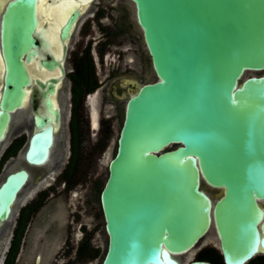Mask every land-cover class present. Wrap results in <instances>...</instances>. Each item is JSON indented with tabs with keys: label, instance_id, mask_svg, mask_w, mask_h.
<instances>
[{
	"label": "water",
	"instance_id": "obj_1",
	"mask_svg": "<svg viewBox=\"0 0 264 264\" xmlns=\"http://www.w3.org/2000/svg\"><path fill=\"white\" fill-rule=\"evenodd\" d=\"M37 1L0 8V139L30 82ZM130 1L155 79L132 81L125 102L100 191L101 264H213L179 257L210 232L225 264H245L264 252V72L247 74L264 69V0ZM50 143L49 129L34 134L27 159ZM26 177L0 184V220Z\"/></svg>",
	"mask_w": 264,
	"mask_h": 264
},
{
	"label": "flooded vegetation",
	"instance_id": "obj_2",
	"mask_svg": "<svg viewBox=\"0 0 264 264\" xmlns=\"http://www.w3.org/2000/svg\"><path fill=\"white\" fill-rule=\"evenodd\" d=\"M64 1L74 5L55 25L57 39L52 43L45 32L50 19L42 10L59 9ZM128 1H37L38 46L26 62L30 82L0 139V184L9 173L27 172L10 213L0 220V264H95L105 240L102 262L108 234L100 203L105 180L95 176L98 159L115 120L121 118L122 124L121 101L134 89L132 81L155 79L139 82L142 72L154 71L141 35L133 36L137 33ZM92 81L95 85L89 88ZM46 129L51 132L47 156L30 162L26 152L32 136ZM202 186L211 197L212 189L218 192L204 182ZM258 201L264 210V197ZM205 237L191 259L225 264L214 233ZM200 252L209 257H198ZM245 264H264V252Z\"/></svg>",
	"mask_w": 264,
	"mask_h": 264
},
{
	"label": "rangeland",
	"instance_id": "obj_3",
	"mask_svg": "<svg viewBox=\"0 0 264 264\" xmlns=\"http://www.w3.org/2000/svg\"><path fill=\"white\" fill-rule=\"evenodd\" d=\"M127 13H128V16L131 20H133L134 22V29L136 30V35H133L135 37H140L141 35V38H142V34H141V31L139 29V27L137 26L136 24V19H135V14H134V6L131 2H127ZM142 43H143V39H142ZM144 45V43H143ZM145 47V46H144ZM146 62V61H145ZM148 64V62H147ZM259 73V72H264V69L263 70H260V71H247V74H250V73ZM155 78V75L152 74V72L150 71V68H148L146 70V72H142L141 73V78L139 79V82H143L144 80L148 79V78ZM125 103V99H123L121 101V107L124 105ZM120 124H121V118L118 119V121L115 120V122L113 123V127H112V133L110 134L109 136V141H108V145L105 149V151L102 153V155L99 157L98 159V165H97V169H96V178L97 176H99L100 178V182H104L106 176H107V165H108V161L109 159L113 156L115 150H116V144H117V136H118V133H119V128H120ZM173 145H170L169 147H172ZM216 190L212 189V193L213 195L216 194ZM213 236V232H210L206 235L205 239H209ZM205 240H202V242H200V244L198 243L195 247H193L190 251L184 253V254H181L179 257L181 258L182 260V263L186 262L187 260L191 259L193 256H195V252L197 251V249L201 246V244L204 243ZM105 246H106V242L104 240V243H103V248H102V251H101V255L97 258L96 260V263L95 264H99L100 260H101V256H102V253L105 249Z\"/></svg>",
	"mask_w": 264,
	"mask_h": 264
},
{
	"label": "bare ground",
	"instance_id": "obj_4",
	"mask_svg": "<svg viewBox=\"0 0 264 264\" xmlns=\"http://www.w3.org/2000/svg\"><path fill=\"white\" fill-rule=\"evenodd\" d=\"M63 1V0H62ZM67 1V0H66ZM4 2H5V0H4ZM77 2H79V1H77ZM59 3V5H60V2H58ZM87 3V2H86ZM42 4V3H41ZM54 4V3H53ZM78 4V3H77ZM3 5H4V3H3ZM3 5L0 7V8H2L3 7ZM50 5V4H49ZM54 5H57V4H54ZM53 5V6H54ZM74 4H71V2H69V3H65V1L63 2V4L61 5V6H59L60 8L59 9H51L49 12L46 10V9H44V10H42V11H44L45 13H46V15L44 16L45 18H49L50 19V24H49V26L46 28V30H45V32H46V36L48 37V39L50 40V42H52V43H54V42H56L55 40L57 39L56 38V36H55V25L57 26V24L59 23V21H60V19H62L65 15H66V13H67V11L73 6ZM51 7V6H50ZM81 7V6H80ZM54 8H56V7H54ZM42 9H43V6H42ZM48 9H50V8H48ZM43 12V13H44ZM59 12V13H58ZM42 13V14H43ZM61 14V15H60ZM50 17H52V18H50ZM55 18V19H54ZM48 19V20H49ZM64 19V18H63ZM58 26H59V24H58ZM58 43V42H57ZM38 69V68H37ZM1 70H2V64H1V60H0V75H1ZM34 71V70H33ZM32 71V72H33ZM94 121H95V119H94ZM97 123V122H96ZM96 125V124H95Z\"/></svg>",
	"mask_w": 264,
	"mask_h": 264
},
{
	"label": "trees",
	"instance_id": "obj_5",
	"mask_svg": "<svg viewBox=\"0 0 264 264\" xmlns=\"http://www.w3.org/2000/svg\"><path fill=\"white\" fill-rule=\"evenodd\" d=\"M84 70H86V68H85ZM83 73H84L86 76H87V75H88V76L90 75V73H89L88 70L83 71ZM94 85H95V82L92 81V82L89 84V88H92ZM198 257H209V254H206V253H204V252H200L199 255H198ZM217 264H218V262H217Z\"/></svg>",
	"mask_w": 264,
	"mask_h": 264
},
{
	"label": "snow or ice",
	"instance_id": "obj_6",
	"mask_svg": "<svg viewBox=\"0 0 264 264\" xmlns=\"http://www.w3.org/2000/svg\"><path fill=\"white\" fill-rule=\"evenodd\" d=\"M3 2H4V0H0V5H2V4H3Z\"/></svg>",
	"mask_w": 264,
	"mask_h": 264
}]
</instances>
